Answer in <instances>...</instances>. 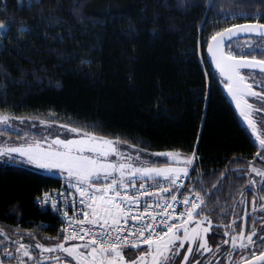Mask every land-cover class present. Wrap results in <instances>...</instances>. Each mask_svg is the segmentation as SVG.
<instances>
[{
    "label": "trees",
    "instance_id": "16d2710c",
    "mask_svg": "<svg viewBox=\"0 0 264 264\" xmlns=\"http://www.w3.org/2000/svg\"><path fill=\"white\" fill-rule=\"evenodd\" d=\"M243 21L264 23V0H0L8 25L0 29V112L149 151L195 153L188 185L203 205L193 216L211 221L216 248L230 227L261 224L249 212L264 183L250 186V167L263 154L256 136L264 138V117L253 113L264 101L256 97L251 130L206 56L212 36ZM238 40L228 47L234 55L264 54V38ZM66 183L21 162L0 163V225L20 239L63 241L57 215L37 198Z\"/></svg>",
    "mask_w": 264,
    "mask_h": 264
},
{
    "label": "snow or ice",
    "instance_id": "6c2138e0",
    "mask_svg": "<svg viewBox=\"0 0 264 264\" xmlns=\"http://www.w3.org/2000/svg\"><path fill=\"white\" fill-rule=\"evenodd\" d=\"M7 27L8 25L0 22V29ZM241 33H255L264 38V24L240 25L226 29L222 33H217L211 37V40L215 42V51L212 45L209 46V51L214 53V58L216 52H219L217 67L220 68L221 73L226 76L227 80L236 84L235 91H233L234 99L237 96L239 98L252 96L264 101V97L252 91V85L246 83L245 77L238 71L241 68H249L258 69L264 73V60H256L255 57L248 60L246 56L238 58L231 52L225 54L221 49L223 42L230 41ZM251 47L249 45V48ZM260 50L264 51V48ZM230 90H232L231 85ZM244 103L249 111H242L241 115L247 117L252 110V105L248 104L247 100ZM6 123L7 117H0V124ZM249 126L254 131L256 130L253 120H249ZM69 131L75 133L78 132V129L70 128ZM256 139L259 141L260 147L264 149V138L257 135ZM54 146L58 147L54 148ZM11 153H18L21 157H26L27 163L38 168L58 169L66 172L69 178L76 181L71 186L82 197L80 203L88 209V211L82 210V219L71 222L78 225V228H74L72 231L67 228L63 230L67 233L63 236V241L80 240L82 243L71 247H65L64 243H58L55 247H45L40 243L35 244L34 247L42 252L59 250L66 256L71 257L76 264H171L174 258L179 255V250L184 248L185 242L189 244L187 249L189 254L193 252V244H197V252L200 250L212 251L208 247V240L205 235L211 228L210 221H208L209 227L201 228L200 223H197L192 229L187 227L193 214L199 215L200 212L197 210H202L203 198L199 195L196 196L199 203L186 197L182 203L185 205L191 203V209L177 216H172L167 212V209L172 208V204L157 201L156 207L161 209V212L157 214L161 217L159 223L156 222L157 216L148 212L150 205H145L143 212L132 214L133 206L139 205L142 196L152 195L147 191L144 183L139 184V188L144 189V191L138 192L134 196L128 195L127 189L129 187L136 188L137 179L147 178L158 184V178H162L171 186H176L181 175H188V167H133L131 162H103L109 156H118L121 160L126 158L118 151L112 140L98 141L95 136L79 140H61L57 138L51 142L49 149H43L37 143L34 149L29 147L28 149L10 148L0 150V155H10ZM85 153H89V155H85ZM156 155L168 157L177 163L182 161L186 166H191L195 159V153L192 156L183 158L179 152L157 153ZM257 155L260 154L257 153ZM127 159L130 160V158ZM252 171L264 177V170L252 168ZM101 181L105 183L102 187H97V183ZM161 191L170 192L171 188L161 186ZM171 200L175 202L177 197L173 195ZM241 202L243 203V201ZM261 210L264 211V206ZM64 215L67 216V213L65 212ZM146 215L151 217L150 222L146 221ZM185 216L187 219H184ZM204 219L207 220V217ZM169 220H177L179 223H169ZM129 221L134 223L129 225ZM85 225L93 227H84ZM95 227H99L100 231H93ZM157 228H164L166 231L161 233L157 231ZM181 232L182 235H179L178 233ZM253 236H257L255 229L247 236L241 230L237 235L231 237L232 249H251L256 243V241H253ZM130 237H134V239H130ZM257 240L264 244V235L257 236ZM198 241L199 243H197ZM16 243L19 244L17 251L21 252L22 256L32 259L29 255L32 246L18 241ZM224 243L228 244L229 241L225 240ZM142 245L148 246L146 254L138 256L136 260L127 262L124 249L134 250ZM6 255H11V253H6ZM251 258L257 261L258 264L264 262V248L260 250L259 255L253 252ZM56 259L59 260L60 258L56 257ZM187 260L188 256L185 255L184 261ZM20 264H24L22 258H20Z\"/></svg>",
    "mask_w": 264,
    "mask_h": 264
},
{
    "label": "rangeland",
    "instance_id": "374dc122",
    "mask_svg": "<svg viewBox=\"0 0 264 264\" xmlns=\"http://www.w3.org/2000/svg\"><path fill=\"white\" fill-rule=\"evenodd\" d=\"M244 39V38H242ZM241 40H238L232 44H230V49H232L235 44H239ZM230 51V50H229ZM232 53V51H230ZM0 117H7V123L6 124H0V150H6L10 148H24L28 149L29 147L35 148L36 144L39 143L40 147L43 149H49V145L51 142L55 139H61V140H79V139H86L91 136H95L97 140H112L115 143V147L118 149V151L123 154V156L126 158L124 160H121L118 156H109L106 161L103 162H115V163H127L131 162L133 167H151V168H167V167H178V168H184L189 167L186 166L182 161L180 163L172 161L170 158L165 156L156 155L157 153H166V152H179L181 157H189L187 154H184L183 152L176 151V150H162V151H149L147 149H144L138 145L132 144L130 142L123 141L119 138L115 137H104L99 136L96 134L91 133H85L82 131L78 132H71L69 131L70 127L67 124H63L57 121H52L49 119H45L40 116H15L10 113L6 112H0ZM58 146H54L56 148ZM106 147V146H105ZM85 155H89V153H85ZM127 158H130L127 159ZM23 163L25 165L31 166L34 169L40 170L45 173L59 175L63 177L66 182H76L73 178H69L66 172L60 171L58 169H42L38 168L35 165L27 163L26 157H21L18 153H11L10 155H0V163ZM252 168L260 169L258 166L251 165L250 167V186L255 188L261 187L264 183V177L257 175L255 172L252 171ZM262 170V169H260ZM103 181L97 183V187L103 186ZM264 198V197H262ZM261 202L253 201L252 202V209L249 212L250 214L255 215L256 221L261 222L259 224V228H256L255 231L257 233V236H261L259 233V229H261L264 226V211L261 210V207L264 206V199H261ZM263 214V215H261ZM258 216H260L258 218ZM205 216H193L187 227L189 229H192L196 226L197 223L201 224V228L209 227L208 221L205 220ZM247 216L244 218V222L246 220ZM203 221V222H202ZM202 222V223H201ZM211 222V221H210ZM257 224V222H256ZM263 225V226H262ZM212 227V223H211ZM257 227V226H256ZM245 236L249 235L252 231L247 232L245 229V226L242 228ZM228 231H233L231 233L226 232V240L229 241L228 244L219 243V245L215 248H212L209 244V233L211 232V228L208 233H206V238L208 240V247L212 249L210 252H206L204 250H200L199 252L196 251L197 244H193V252L189 254L187 252V249L189 247V244L185 242L184 248L179 250V255H177L174 260L171 262V264H206L205 262L209 261V263L214 264V260L217 259L221 264H237L239 260H242L245 257L251 256L252 253L255 251L260 252L262 248H264V244H261L257 240V236H253V241H256V243L253 245L251 249H240L237 248L235 250L232 249L231 246V237L233 235H237L241 230H238L236 226L230 227ZM0 262L1 264H10V258L15 254H17L18 257H23L21 252L17 251V248L19 246L17 241L19 243H23L26 245L32 246L30 248L29 255L34 260V255L37 257L47 256L52 257L56 255L64 254L63 252L57 250L55 252H42L40 249H37L34 247L35 244L40 243L43 244L45 247H55V245H48L46 241H33L31 238H29V235L23 236L21 239L20 237L14 236L19 231H14L12 229L7 230L3 225H0ZM179 235H182L181 233H178ZM59 243H64L65 247H71L75 244H80L82 241H73L71 243H67L65 241H60ZM179 243V242H177ZM199 243V241L197 242ZM148 249V246L145 250L138 251L133 253H129L126 250H124L125 254V260L127 262H131L133 260H136L138 256L146 254ZM227 249V250H226ZM223 250H226L223 252ZM82 251H84L82 249ZM6 253H11V255H6ZM250 253V254H249ZM188 256V260L184 261V256ZM17 257V259H19ZM26 256H24L25 258ZM8 258V259H3ZM31 259V260H32ZM30 260V261H31ZM49 264H58V263H49ZM63 264H73L71 261H66Z\"/></svg>",
    "mask_w": 264,
    "mask_h": 264
},
{
    "label": "built area",
    "instance_id": "2783aa9c",
    "mask_svg": "<svg viewBox=\"0 0 264 264\" xmlns=\"http://www.w3.org/2000/svg\"><path fill=\"white\" fill-rule=\"evenodd\" d=\"M191 179H192L191 169L189 170L187 176L181 175V178L180 180L177 181L176 186H171L167 181L163 180L162 178H158V184L154 181L148 180L147 178H144L143 180L137 179L136 188L129 187L127 189L128 195L134 196L138 194V192L144 191V189L139 188L140 183H144L145 188L147 189L148 192L152 193V195L142 196L140 198L139 205L133 206L132 214L135 215L138 212H143L144 206L150 205V207L148 208V212L151 213V215L157 216L156 222L159 223L161 217L157 214L161 212V209L156 207L157 201H159L160 203L172 204V208L167 209V212L172 216H177L180 213L186 212V210H190L191 203L188 205L182 203V201L186 197L190 198V200L192 201L199 203V201L196 200V196L198 194L192 191V189L188 185ZM75 183L76 182H67L64 185H61L58 189H53L44 192L41 196L37 198L39 204L48 205L50 210L57 215L59 220L58 229L63 235L67 234L63 231L66 228L69 231H72L74 228H78L79 227L78 225L71 222L75 221L76 219H82L83 211H88L86 206L80 203V200L82 199L80 194L77 193L75 188L71 186ZM161 186L170 187L171 191L162 192ZM173 195L177 197V200L175 202L171 200V196ZM65 212L67 213V216L64 215ZM184 219H187V217L185 216ZM150 220L151 217L146 215V221L150 222ZM132 223L134 222L129 221V225H131ZM169 223H179V221L169 220ZM84 227L91 228L93 226L85 225ZM93 231L99 232L100 229L99 227H95L93 228ZM157 231L162 233L163 231H166V229L157 228ZM145 235H147V233H145ZM130 239H134V237H130ZM75 241H80V240H75ZM146 246L147 245H142L140 248Z\"/></svg>",
    "mask_w": 264,
    "mask_h": 264
},
{
    "label": "flooded vegetation",
    "instance_id": "af4514ba",
    "mask_svg": "<svg viewBox=\"0 0 264 264\" xmlns=\"http://www.w3.org/2000/svg\"><path fill=\"white\" fill-rule=\"evenodd\" d=\"M244 22V21H243ZM245 22H254V21H245ZM238 23H240V22H238ZM238 23H235V24H238ZM235 24H232V25H235ZM232 25H230V26H232ZM229 27V26H228ZM235 40H233V41H231L230 43H232V42H234ZM230 43L227 45V53H229L230 51L228 50V47H229V45H230ZM233 54V53H232ZM234 55V54H233ZM262 55H264V54H261V55H259V54H257V53H254V55L253 56H246L247 58H253V57H255L256 58V60H264V57H262ZM236 56V55H235ZM237 57H245V56H237ZM240 73L245 77V81L248 83V84H251L252 85V91H254V92H256V93H261L260 91H261V89H264V74H262V75H259L260 73H262V72H259V71H255V70H246V69H244V70H240ZM259 73V74H258ZM258 75L259 76H261L260 78L261 79H258ZM248 77V78H247ZM224 79V78H223ZM225 80V79H224ZM226 81V84H225V86L226 85H228V81L227 80H225ZM241 100H243V101H245V100H247V103L248 104H250V105H252V107L254 108L255 106V103H257V101H256V97H252V96H246V97H244V98H240ZM259 105V104H258ZM258 108H259V111L258 110H256L254 113H253V116H258V117H264V107H261L260 105L258 106ZM249 110L247 109V111L246 112H248ZM252 115V112H250V114L247 116V117H249L251 120H253L250 116ZM260 119V118H259ZM261 151L263 152V154L262 155H257L258 157H259V159H257L258 161H254L253 162V165H255V166H258L260 169H262V170H264V149H262L261 148ZM260 153V152H259ZM246 229V228H245ZM254 229H256L255 227H254ZM255 252V251H254ZM256 255H258V254H260V252H256L255 253ZM17 254H15V252H14V255L12 256V258H10L9 260L11 261L10 262V264H20V258H22L23 259V261H24V264H49V263H58V264H63L64 262H66V261H71L73 264H76V262L74 261V260H72V258L71 257H68V256H66V255H63V254H60V255H58L57 253H56V255H54V256H52V257H47V256H42V257H37V256H35L34 255V260L32 259H29L27 256L24 258V256L23 257H18L19 259H17ZM56 257H59L60 259L59 260H57L56 259ZM252 257V255L251 256H248V257H245V258H243L242 260H239V262L237 263V264H240L241 262H243V261H246L247 259H249V258H251ZM3 259H8V258H3ZM31 260V261H30ZM40 260H43L41 263H38ZM217 259H215L214 261H216ZM206 264H211V263H209V261H207V262H205ZM0 264H1V262H0ZM218 264H219V261H218ZM261 264H264V262L263 263H261Z\"/></svg>",
    "mask_w": 264,
    "mask_h": 264
},
{
    "label": "water",
    "instance_id": "95a60500",
    "mask_svg": "<svg viewBox=\"0 0 264 264\" xmlns=\"http://www.w3.org/2000/svg\"><path fill=\"white\" fill-rule=\"evenodd\" d=\"M251 24H264V23H260L258 21H254V22H242V23H238V24H235V25H232V26H229V27H226L224 28L223 30L219 31L218 33H222L224 32L226 29H231V28H234L236 26H240V25H251ZM217 34V33H216ZM215 34V35H216ZM246 37H260L258 35H256L255 33H241L239 34L238 36L236 37H233L230 41H225L221 44V49L223 50V52L225 54H228L227 53V45L235 40V39H241V38H246ZM212 45L213 47L215 46V42L212 41L211 39L209 40V42L207 43V46H206V56H207V59L209 61V63L211 64V66L213 67V69L215 71H217L222 78H224L225 80H227L226 76L224 74L221 73V70L219 67H217V59L219 57V52H216V55H215V58H214V53L213 52H210L209 51V46ZM214 51H215V47H214ZM239 58V57H238ZM248 60H251L252 58H247ZM255 70V71H259L258 69H249V68H241L239 69L238 71L240 72V70ZM260 72V71H259ZM241 74V73H240ZM242 75V74H241ZM229 83L228 85L225 86V92L226 94L229 96V100L230 102L234 105L238 115L240 116V118L243 120V122L246 124V126H248L251 130L253 129L252 127L249 126V120H251L249 117H246L245 115H241V112L242 111H247V108L245 106V103L243 100H241L239 98V96H237L236 99L233 98V91H235V87H236V84L234 82H230L229 80H227ZM247 83V82H246ZM230 85H231V88L232 90H230ZM239 104V106H238ZM259 255V254H258ZM43 260H40L38 263H41ZM263 262H259V264H261ZM240 264H258L257 261H255L254 259L252 258H249L247 259L246 261H243L241 262Z\"/></svg>",
    "mask_w": 264,
    "mask_h": 264
},
{
    "label": "bare ground",
    "instance_id": "6f19581e",
    "mask_svg": "<svg viewBox=\"0 0 264 264\" xmlns=\"http://www.w3.org/2000/svg\"><path fill=\"white\" fill-rule=\"evenodd\" d=\"M43 193H44V192H43ZM43 193H42V194H43Z\"/></svg>",
    "mask_w": 264,
    "mask_h": 264
}]
</instances>
